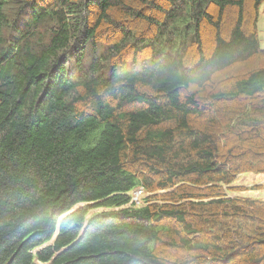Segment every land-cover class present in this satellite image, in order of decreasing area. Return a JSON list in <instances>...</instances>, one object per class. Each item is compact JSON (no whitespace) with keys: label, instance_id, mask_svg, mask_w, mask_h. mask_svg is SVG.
Here are the masks:
<instances>
[{"label":"trees","instance_id":"obj_1","mask_svg":"<svg viewBox=\"0 0 264 264\" xmlns=\"http://www.w3.org/2000/svg\"><path fill=\"white\" fill-rule=\"evenodd\" d=\"M263 2L0 0V264H264Z\"/></svg>","mask_w":264,"mask_h":264},{"label":"rangeland","instance_id":"obj_2","mask_svg":"<svg viewBox=\"0 0 264 264\" xmlns=\"http://www.w3.org/2000/svg\"><path fill=\"white\" fill-rule=\"evenodd\" d=\"M214 9L212 8L211 11ZM205 30V38L206 44H209V33L210 31L208 28H204ZM257 32L259 38V45L262 49H264V2L261 4L259 8V15L257 20ZM258 66H264V62L260 61ZM224 108V107H223ZM234 104L230 103V107L227 109L226 112L232 116L236 115L238 112L236 111ZM219 132V131H217ZM234 184L237 186H241V189L245 188V191L240 192V195L250 196V197H258L264 199V174H258L253 171H245L238 175ZM132 195V193H131ZM143 196L141 197V199ZM94 211H99L96 209Z\"/></svg>","mask_w":264,"mask_h":264}]
</instances>
